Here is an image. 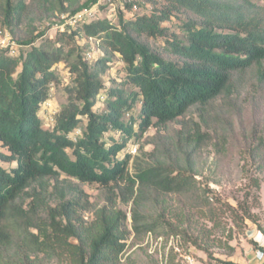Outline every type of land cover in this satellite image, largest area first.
<instances>
[{
    "label": "trees",
    "instance_id": "16d2710c",
    "mask_svg": "<svg viewBox=\"0 0 264 264\" xmlns=\"http://www.w3.org/2000/svg\"><path fill=\"white\" fill-rule=\"evenodd\" d=\"M98 2L0 0V27L21 47L18 56L9 47L0 49V264L52 259L119 264L131 233L128 214L103 205L87 219L82 191L73 181L118 189L123 203L132 202L135 235L156 230L162 223L147 209L152 194L197 192L196 156L210 135L200 123L185 124L176 135L153 138V149L141 150V158L127 149L129 142L193 107L207 123L203 113L239 90L246 77L264 82V5L254 0H151L150 14L120 12L118 23L92 20L64 28L57 43L35 44L44 32L38 31V21L73 16ZM66 37L95 39L102 55L92 65L83 56L90 46L79 45L68 102L55 115L54 126L45 128L41 110L58 81L55 65L65 59ZM158 37L164 39L161 46L150 42ZM116 55L126 74L112 80L97 111L105 89L101 73ZM137 101L136 131L135 119L127 121L126 114ZM2 162L15 165L7 168Z\"/></svg>",
    "mask_w": 264,
    "mask_h": 264
},
{
    "label": "rangeland",
    "instance_id": "374dc122",
    "mask_svg": "<svg viewBox=\"0 0 264 264\" xmlns=\"http://www.w3.org/2000/svg\"><path fill=\"white\" fill-rule=\"evenodd\" d=\"M254 1L264 5V0ZM126 3H133V6L128 8ZM154 7L151 0H99L89 8L90 11L83 19L85 21L71 24L69 14H56L52 20L38 21V31L44 32L35 44L40 45L47 40L56 42L61 31L67 27L80 28L85 22L97 19L118 23L120 12L126 17H137L152 13ZM51 21L54 23L50 24ZM6 33L7 30L0 27V49L9 47L13 50L11 55L18 56L21 47L9 37H4ZM150 42L161 46L164 39L152 38ZM79 45L90 46L88 50L93 55L87 59V50L83 56L92 65L102 55L95 39L80 37L75 42L65 38V59L55 65L58 81L52 85L50 96L41 110L45 128H52L55 124V121L49 122L46 116L54 112L57 114L68 102V87L74 85L75 77L71 72V64L82 53ZM23 49L27 50L28 47ZM72 49L73 55L67 57ZM125 74L124 64L116 55L107 64V70L101 73L105 89L99 95L97 111L103 109L106 91L115 84L112 80L121 81ZM243 82L239 90L234 89L231 96L217 100L207 113H203L208 119L207 123L201 116L202 111L193 107L186 116L159 130L151 126L142 136H135L129 142L127 149L131 144H137V152L132 155H140L141 158L145 157L141 150L148 152L153 149V138L163 134L176 135L185 124L192 128L196 122L200 123L202 131L210 135L196 156L197 192L152 194L147 209L162 223L156 230L135 235L131 220L132 202L123 203L118 189L112 191L98 183L73 181L82 191L87 219H91L96 207L103 205H116L128 214L127 225L131 233L120 255L119 264H187L188 257L199 264H230L231 261L242 260L250 248H259L255 239L264 236V82L261 83L252 75ZM140 109V102L137 101L129 111L130 115L126 114L127 121L130 122L132 117L135 119L136 131ZM77 135L78 132L72 137ZM115 137L121 139L122 135L116 133ZM108 141L112 142V139ZM2 164L7 168L15 165L6 162ZM131 173H134L132 169ZM44 264L68 263L52 259Z\"/></svg>",
    "mask_w": 264,
    "mask_h": 264
},
{
    "label": "built area",
    "instance_id": "2783aa9c",
    "mask_svg": "<svg viewBox=\"0 0 264 264\" xmlns=\"http://www.w3.org/2000/svg\"><path fill=\"white\" fill-rule=\"evenodd\" d=\"M101 1V0H100ZM90 11V9H85V10H83V11H81L80 13H78V14H76V15H73V16H71L70 17V20L72 21L71 22V24H74V23H77V22H79V21H81V20H83L86 16H87V14H88V12ZM64 18H66L65 16H64ZM83 21H85V20H83ZM4 37H9L10 38V36H9V34L8 33H6L5 34V36ZM91 55H93V53L91 52V51H87V53H86V58L88 57V56H91ZM88 59V58H87ZM49 105V104H48ZM55 112L54 113H52L51 115H48V116H46V119L49 121V122H54L55 121ZM137 144H131L130 145V147H129V151L131 152V153H136L137 152ZM259 257L260 258H263L264 257V252L263 251H259ZM188 263L187 264H199L198 262H196L194 259H192L191 257H188V261H187Z\"/></svg>",
    "mask_w": 264,
    "mask_h": 264
},
{
    "label": "crops",
    "instance_id": "0c3cea01",
    "mask_svg": "<svg viewBox=\"0 0 264 264\" xmlns=\"http://www.w3.org/2000/svg\"><path fill=\"white\" fill-rule=\"evenodd\" d=\"M255 240L258 242V246L264 249V236L258 237ZM259 251H262L261 248H250L247 252V255L242 257V260L233 262H235L236 264H264V257H259Z\"/></svg>",
    "mask_w": 264,
    "mask_h": 264
}]
</instances>
